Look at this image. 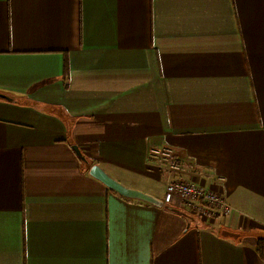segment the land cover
<instances>
[{
	"label": "crops",
	"instance_id": "crops-1",
	"mask_svg": "<svg viewBox=\"0 0 264 264\" xmlns=\"http://www.w3.org/2000/svg\"><path fill=\"white\" fill-rule=\"evenodd\" d=\"M0 95V264H264V0H0Z\"/></svg>",
	"mask_w": 264,
	"mask_h": 264
},
{
	"label": "built area",
	"instance_id": "built-area-1",
	"mask_svg": "<svg viewBox=\"0 0 264 264\" xmlns=\"http://www.w3.org/2000/svg\"><path fill=\"white\" fill-rule=\"evenodd\" d=\"M148 159L170 173L180 171L184 166L182 159L169 147L152 149ZM175 203H179L190 215L208 223L232 212V207L218 191L180 177L168 182L165 188L163 204L172 207Z\"/></svg>",
	"mask_w": 264,
	"mask_h": 264
},
{
	"label": "water",
	"instance_id": "water-1",
	"mask_svg": "<svg viewBox=\"0 0 264 264\" xmlns=\"http://www.w3.org/2000/svg\"><path fill=\"white\" fill-rule=\"evenodd\" d=\"M0 98L7 100V98L3 95H0ZM74 150L76 151L78 156L83 161H85V158L82 156L80 150L77 147H74ZM89 173L93 178L100 181L106 187H108L110 190L116 192L117 194H119L120 196H122L124 198L142 201V202L154 205L156 207H162L163 206L162 203L158 199H156L150 195H147L143 192L133 190V189H129V188L123 186L121 183L114 180L112 177H110L105 171H103L98 166L91 167Z\"/></svg>",
	"mask_w": 264,
	"mask_h": 264
},
{
	"label": "trees",
	"instance_id": "trees-1",
	"mask_svg": "<svg viewBox=\"0 0 264 264\" xmlns=\"http://www.w3.org/2000/svg\"><path fill=\"white\" fill-rule=\"evenodd\" d=\"M256 250L258 254L260 255V257L264 260V239L259 240Z\"/></svg>",
	"mask_w": 264,
	"mask_h": 264
}]
</instances>
